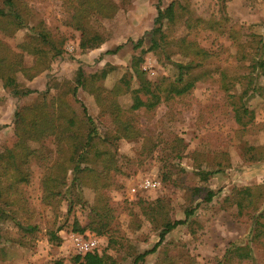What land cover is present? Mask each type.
Returning a JSON list of instances; mask_svg holds the SVG:
<instances>
[{
  "label": "rangeland",
  "instance_id": "1",
  "mask_svg": "<svg viewBox=\"0 0 264 264\" xmlns=\"http://www.w3.org/2000/svg\"><path fill=\"white\" fill-rule=\"evenodd\" d=\"M23 1L30 12L29 26L44 23L53 38H63L62 52L33 78H25L20 72L16 74L18 82L34 89L35 93L14 97L0 81V150L13 133L15 109L37 99L39 93L47 88L49 95L55 94L57 86L54 84L62 86L73 81L78 67L85 73L113 67L103 81L107 88L124 73L134 74L132 67L136 61L137 70L152 84L163 78H175L177 68L174 63L184 62L185 58L176 52L173 45H166L165 50L152 51L148 50L149 42L144 39L140 47H133V43L153 27L158 6L165 7L171 1H178L194 19L219 21L226 29L230 25L235 29L241 26V41L248 39L249 42L250 33L264 36V0H129L120 4L111 17L94 13L88 18L87 28L102 34L104 40L96 48L82 50L79 47V30L66 24L69 13L64 0ZM204 26L206 24L196 23V26L187 28L179 23L172 29L170 37L186 36L210 53V57L192 71L198 79L191 92L170 103H161L151 112L139 109L133 113L143 132L156 136L154 151L141 161L138 154L143 138H121L117 141L120 172L113 174V184L107 189L119 221L116 242L108 246L106 236L73 231L74 221L76 227L87 222L89 204L93 201L90 187H82L85 203L75 204L69 213H66V200H61L54 208L43 205L39 182L42 165H39L40 161H33L32 178L25 189L34 210L31 221L37 224V229L24 233L12 221H0V264H51L58 258H63L64 264H70V258L76 254L70 239L73 233L96 238V248L111 255L115 264H216L230 248V242L247 243L250 221L244 218L236 220L227 209L225 197L230 195L234 186L259 185L264 189V162L251 163L243 155L246 145L264 146V129L246 134L242 139L235 135L236 125L227 107L226 94L219 88V72L247 74L248 61L237 58V46L232 43L228 32ZM30 33L29 28L19 29L11 35L0 31V38L14 51L21 52L18 44L28 40ZM120 44L122 47L115 53H107ZM245 50L255 53L248 45ZM22 54L24 65H31L35 57L26 52ZM257 84L264 85V76L257 79ZM137 85V78L133 76L131 86ZM236 87L239 89L238 84ZM66 98L77 112H82L83 106L92 118L97 119L98 107L92 95L79 89L76 96L67 95ZM117 100L125 109L131 103L129 93L120 94ZM246 104L254 111V120L264 122V96L252 95ZM175 139H182L185 144L178 157L171 152V143ZM41 144L53 155L52 137ZM221 151L227 152L228 167L209 176L206 181L200 180L194 174L196 159L193 156L201 159L202 168L209 169L213 168V159ZM146 178L157 180L159 186L141 187V181ZM194 186L203 190L196 195ZM132 187H135L134 191ZM207 190L214 192L209 202L202 201ZM157 198L167 200L171 221L183 219L187 209L192 208L193 214L188 222L168 232L154 252L140 258L137 256L150 250L158 241L161 227L159 222L147 219L137 201L150 202ZM49 230L57 233L61 241H49ZM263 253V250L254 249L252 259L241 264H264Z\"/></svg>",
  "mask_w": 264,
  "mask_h": 264
},
{
  "label": "trees",
  "instance_id": "2",
  "mask_svg": "<svg viewBox=\"0 0 264 264\" xmlns=\"http://www.w3.org/2000/svg\"><path fill=\"white\" fill-rule=\"evenodd\" d=\"M129 0H64L69 13L66 24L79 30V47L82 50L98 47L104 40L102 34L90 31L86 21L92 14L111 17L120 4ZM29 11L23 0H2L0 5V31L11 35L22 28H29L28 40L18 44L21 52L10 48L0 38V81L14 97H23L35 93L34 89L22 86L17 78L18 72L25 78H33L39 74L49 61L62 52L63 38H53L44 23L29 26ZM179 23L190 26L206 24L207 28H218L228 32L232 43L237 46V58L247 60V74H230L226 70L219 72V88L226 94L227 107L236 125L235 135L242 139L246 134H255L264 129V122H256L254 111L246 101L255 94L264 96V85L257 84V79L264 76V36L250 33L249 42L241 41L239 31L230 25L223 28L218 21L204 22L194 19L187 8L178 1H171L165 7H157L153 19V27L144 32L136 41L134 48L142 45L143 40L149 42L148 50H165L166 45H173L176 52L185 61H176L177 75L173 79L163 78L152 84L142 72L132 67L133 73L126 72L114 84L107 88L103 81L113 67L108 66L92 73L78 67L73 81L57 86L56 93L49 95L48 89L39 93V97L17 107L13 114V133L0 150V221H12L19 230L28 233L37 229L31 221L34 210L27 197L25 186L32 178L31 163L40 161V202L49 208L56 207L61 200H66V213L75 204L85 203L82 187L88 186L93 191V201L89 204L87 222L74 230L85 231L98 236H106L108 246L115 242L119 230V221L115 209L110 204L107 189L113 184V174L120 172L117 159V141L121 138H143L139 160H145L154 151L157 138L151 133L143 132L133 117L136 110L151 112L161 103H170L177 98L188 95L193 89L198 76L192 71L201 66L210 53L186 36L170 38L172 29ZM214 28V29H215ZM255 50L247 53L245 46ZM122 45H117L107 53H115ZM26 52L35 57L31 65H24L23 54ZM133 76L137 78V87H132ZM237 84L239 89H237ZM79 89L92 95L98 107L97 119L92 118L82 106L77 112L67 100V95L76 96ZM129 93L130 105L125 109L119 104L117 97ZM145 133V134H144ZM52 137L55 149L51 151L41 144ZM34 144H37L34 146ZM185 149L182 139L171 143V152L178 157ZM245 160L253 163L264 162V146L246 145L243 147ZM194 174L206 181L209 176L221 172L228 167L227 152L221 151L213 159V168L204 169L201 159L193 156ZM71 175V176H69ZM166 176V175H165ZM164 176V177H165ZM167 178V176H166ZM195 194L203 188L194 186ZM194 194V193H193ZM214 192L207 190L202 201L209 202ZM227 209L236 220H249L247 243L230 242V248L224 253L222 260L216 264H241L253 257L254 249L264 251V189L259 185L234 186L229 196L225 197ZM140 210L150 221L159 222L161 227L159 239L154 246L137 257L152 253L164 239V236L179 225L189 221L193 209L184 211L183 219L171 221L168 217L169 204L164 198L146 202L139 199ZM48 240L61 241L60 236L48 231ZM264 254V253H263ZM70 264H115L114 258L105 251L94 248L82 254H74ZM51 264H64L63 258L55 259Z\"/></svg>",
  "mask_w": 264,
  "mask_h": 264
},
{
  "label": "built area",
  "instance_id": "3",
  "mask_svg": "<svg viewBox=\"0 0 264 264\" xmlns=\"http://www.w3.org/2000/svg\"><path fill=\"white\" fill-rule=\"evenodd\" d=\"M140 186L143 188H156L159 186V182L155 179L146 178L141 181ZM131 190L134 191L135 187H132ZM70 239L76 254H82L97 247L96 238H91V236L88 235L86 238L73 233L70 235Z\"/></svg>",
  "mask_w": 264,
  "mask_h": 264
}]
</instances>
